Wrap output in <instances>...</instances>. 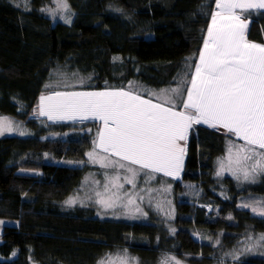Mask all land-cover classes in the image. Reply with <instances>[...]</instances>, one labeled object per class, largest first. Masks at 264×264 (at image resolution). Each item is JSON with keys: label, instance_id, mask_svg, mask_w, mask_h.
<instances>
[{"label": "trees", "instance_id": "1", "mask_svg": "<svg viewBox=\"0 0 264 264\" xmlns=\"http://www.w3.org/2000/svg\"><path fill=\"white\" fill-rule=\"evenodd\" d=\"M46 1L0 0V116L21 121L33 133L0 138V219L16 223L4 228L0 264H98L124 247L143 264H153L162 250L191 264H211L220 249L208 238L223 232L224 248H232L241 239L264 237V218L238 207L243 196L264 195V174L246 188L232 178L219 182L215 177L217 162L234 138L231 133L202 125L191 133L181 182L174 184L182 191L175 211L179 231L173 237L156 224L102 218L92 205L68 203L92 168L43 161L47 155L87 161L96 142L94 133L66 141L46 139L77 127L35 118L55 69L90 78L91 90L143 83L172 88L182 62L191 61L192 75L216 0H67L76 13L70 25L47 17L40 10ZM243 16L250 23L248 40L264 45V12ZM186 184L200 186V203L213 205L212 213L183 200ZM237 264H264V245Z\"/></svg>", "mask_w": 264, "mask_h": 264}, {"label": "rangeland", "instance_id": "2", "mask_svg": "<svg viewBox=\"0 0 264 264\" xmlns=\"http://www.w3.org/2000/svg\"><path fill=\"white\" fill-rule=\"evenodd\" d=\"M23 3L30 2V0H21ZM65 7L60 0H47L40 10L49 17L55 24L65 23L72 24L76 18V13L71 10L68 1ZM221 5V9H223ZM117 10L116 8H113ZM218 10V8H217ZM215 12L214 16L217 17ZM264 12V11H262ZM70 20V23H66ZM248 21L247 19H245ZM249 23V21H248ZM227 25H232L239 31L236 21L232 19H225L224 25L217 22L213 25L212 32L215 34L218 29ZM249 25V24H248ZM244 25L240 26L243 27ZM238 27V28H237ZM245 27V26H244ZM244 27L242 29L244 33ZM250 27L246 26L245 33ZM211 29V26L209 27ZM227 30V29H226ZM209 31V30H208ZM208 35V34H207ZM209 42V47H203L201 53L207 58L208 53L214 51L211 45L209 36H206L205 42ZM205 45V43H204ZM201 56V54H200ZM200 56L197 59L196 65L191 73V61L186 60L181 63L183 66L181 72L175 78L176 86L172 88H154L146 84H137V88L118 90H91L88 88L90 78L83 77L76 74L70 69L59 67L52 72L51 78L46 85V91L40 99V104L35 111L36 120H45L54 125H70L77 126L75 130H70L64 134L50 135L46 139L64 141L78 136H85L86 134L92 136L95 134V145L87 152V161L76 162L66 161L65 159H54L56 157L46 156L43 161L53 160L52 163L56 165L92 168L87 171L84 181L77 190L76 196L72 199L74 204L85 203L92 205L98 209V214L102 218H115L118 220H127L133 223L156 224L158 227H163L166 233L173 237L179 231L176 209L178 202L181 201L182 186H174L175 183L181 182V177L184 170L185 159L187 154V146L191 133L198 125L207 126L210 129L219 130L223 133L229 134L227 129L220 127H212L208 123L201 121L196 123L193 121L187 130L186 139L178 141L183 146L184 152L180 155L178 164L162 165V170L156 171L152 167L145 168L141 164L131 163L130 160L122 159L121 155L115 153L111 148L105 151L107 144L108 130L112 128V123L109 121L105 126L104 120L92 113L82 116L79 113L70 111L58 110L54 106L70 99L68 96H57L56 93H99V92H115L124 91L133 96H138L150 104H158L163 108H171L172 111L187 113L190 108H182L181 104L186 101L187 92L191 88V82L196 81L200 83L203 76L204 66L201 64ZM183 64V65H182ZM197 68L201 69V75H196ZM177 88V93L165 91ZM47 97H52L51 100ZM195 113V112H193ZM189 115V114H188ZM21 121L16 120L10 116H0V138L8 136H23L28 137L33 135L32 131L24 129ZM233 134V133H231ZM230 139L227 152L225 156L218 160L216 166L215 177L219 182L224 178H232L241 188H246L249 184L260 182L261 176L264 174V159L253 154V149L256 153L264 152L256 145H249L238 135ZM104 138V143H101V138ZM91 153V156L89 155ZM250 156V159H244V156ZM123 165V167H121ZM132 169L133 171H129ZM28 175H39L38 171L25 172ZM131 181V182H129ZM239 187V189H240ZM186 200L188 202L196 203L200 208L206 209L208 213H212L214 206L207 204L206 206L200 203L201 191L198 184L185 185ZM222 194V192H221ZM246 205V206H245ZM240 209L247 210L252 216L264 218L260 212L264 210V195L249 194L240 198ZM216 209V208H215ZM100 210V211H99ZM101 212V213H100ZM16 223L11 220L0 219V243L6 226H15ZM193 236L205 242V239L200 233H193ZM223 232L218 238L207 239L208 242H213L214 245L220 249V257L212 260L211 264H237L239 259L243 256L251 255L257 248L264 245V239L261 237H249L241 239L237 242L235 247L224 248ZM222 246V247H221ZM0 260H4L0 255ZM143 264L138 257H134L130 249L116 248L113 252L104 256L98 264ZM153 264H191L189 260L183 256H178L169 250H162Z\"/></svg>", "mask_w": 264, "mask_h": 264}, {"label": "snow or ice", "instance_id": "3", "mask_svg": "<svg viewBox=\"0 0 264 264\" xmlns=\"http://www.w3.org/2000/svg\"><path fill=\"white\" fill-rule=\"evenodd\" d=\"M60 2L67 7L66 0ZM222 3L224 7L217 15L225 19H238L234 9L246 6L236 0H216L217 8ZM259 6L264 7V0H260ZM65 22L70 23V20ZM215 22L213 16V24ZM208 36L215 50L209 52L207 58L201 53L204 75L199 84L195 80L191 82L186 101L181 104L182 108H193V115L150 104L124 91L56 93L70 99L54 107L82 116L92 113L104 120L105 126L111 121L113 126L107 135L109 147L105 151L111 148L122 159L156 171L162 170L161 166L165 164H178L184 152L178 141L186 139L193 121H203L214 128L219 125L247 144L264 149V45L246 42L243 31H237L232 25L218 29L215 34L209 29ZM204 47H209L208 41ZM196 75H201L200 68H197ZM165 91L177 93L178 89ZM101 143H104L103 137ZM252 151L264 159V152ZM250 158L244 156V159ZM260 214L264 215V210Z\"/></svg>", "mask_w": 264, "mask_h": 264}, {"label": "crops", "instance_id": "4", "mask_svg": "<svg viewBox=\"0 0 264 264\" xmlns=\"http://www.w3.org/2000/svg\"><path fill=\"white\" fill-rule=\"evenodd\" d=\"M236 2L237 3H241V4H245L246 6L245 7H237V8H235L234 9V13H235V16L236 17H238V19H232V20H234V21H236V23H237V25H238V27H239V29L240 30H242L243 29V27H244V37H245V41L246 42H248V43H251V44H253L252 42H250L249 40H248V38H247V32L245 33V30H246V26H249L250 27V25H248V24H250V23H248V21H246L245 19L246 18H244V16H243V13H245V12H247V11H251V10H260V11H264V7H260L259 6V3H260V0H236ZM222 6H223V3L221 4ZM247 5H251V6H247ZM221 7L220 8H218V10L217 11H220L221 12ZM224 20H225V18H223V16L222 15H218L217 17H215V21L218 23V24H221V26H223L224 25ZM215 22V23H216ZM213 21H212V23H211V30H212V28H213ZM242 25H244L243 27H240V26H242ZM237 27V28H238ZM224 28V27H223ZM226 30V29H225ZM239 30V31H240ZM208 36V35H207ZM256 45V44H255ZM251 51H257V50H255V49H250ZM202 75H204V73L202 74ZM191 89V88H190ZM190 110H192L193 112H195V110L193 109V108H190ZM193 112H191V111H189V110H187V113L189 114V115H193L194 113ZM207 127V126H206ZM209 128V127H208Z\"/></svg>", "mask_w": 264, "mask_h": 264}, {"label": "bare ground", "instance_id": "5", "mask_svg": "<svg viewBox=\"0 0 264 264\" xmlns=\"http://www.w3.org/2000/svg\"><path fill=\"white\" fill-rule=\"evenodd\" d=\"M203 47H204V45H203ZM203 49V48H202ZM202 51V50H201Z\"/></svg>", "mask_w": 264, "mask_h": 264}]
</instances>
